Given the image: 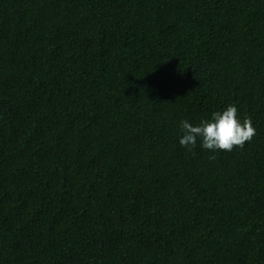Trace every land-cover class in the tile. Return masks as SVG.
<instances>
[{
    "label": "trees",
    "instance_id": "1",
    "mask_svg": "<svg viewBox=\"0 0 264 264\" xmlns=\"http://www.w3.org/2000/svg\"><path fill=\"white\" fill-rule=\"evenodd\" d=\"M0 264H264V0H0Z\"/></svg>",
    "mask_w": 264,
    "mask_h": 264
},
{
    "label": "clouds",
    "instance_id": "2",
    "mask_svg": "<svg viewBox=\"0 0 264 264\" xmlns=\"http://www.w3.org/2000/svg\"><path fill=\"white\" fill-rule=\"evenodd\" d=\"M179 129L182 134L179 144L188 151L196 147L198 138L202 148L217 152L243 148L256 135L251 118L245 116L241 122L237 107L231 104L222 111L212 112L209 119L201 120L196 126L187 120H181ZM210 159L214 160L215 156Z\"/></svg>",
    "mask_w": 264,
    "mask_h": 264
}]
</instances>
